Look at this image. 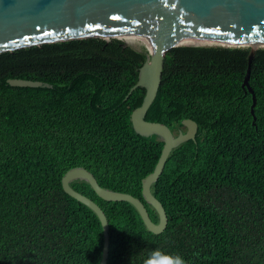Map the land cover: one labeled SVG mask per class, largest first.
I'll return each mask as SVG.
<instances>
[{"label": "trees", "instance_id": "16d2710c", "mask_svg": "<svg viewBox=\"0 0 264 264\" xmlns=\"http://www.w3.org/2000/svg\"><path fill=\"white\" fill-rule=\"evenodd\" d=\"M177 46L170 50L158 95L145 119L175 136L184 120L198 125L151 186L168 225L150 232L128 202L100 198L85 180L71 187L96 202L109 221L107 264H144L162 249L186 264H264V48ZM146 46L80 39L0 54V264H100L98 215L68 195L64 175L85 168L107 190L144 201L142 182L164 141L138 134L131 114L146 90L139 71ZM26 79L52 87H13ZM150 218L156 210L144 201Z\"/></svg>", "mask_w": 264, "mask_h": 264}, {"label": "water", "instance_id": "95a60500", "mask_svg": "<svg viewBox=\"0 0 264 264\" xmlns=\"http://www.w3.org/2000/svg\"><path fill=\"white\" fill-rule=\"evenodd\" d=\"M112 38L122 39L135 49L146 46L151 53L125 100L137 88H145L144 100L131 114V122L140 135L160 136L164 147L155 170L142 182L143 199L156 210L159 223L152 221L143 200L102 188L87 169L74 168L64 175V191L91 208L101 221L104 243L100 264H107L109 258L108 218L96 202L70 183L85 180L103 200L132 204L150 232L163 233L168 216L151 186L162 176L171 152L183 142L195 141L198 132L192 120H184L186 131L175 136L167 125L145 119L161 86L166 55L177 46L250 47L243 88L252 95L255 123L257 100L249 79L255 52L264 48V0H0V54L63 41ZM8 84L52 87L26 79H9Z\"/></svg>", "mask_w": 264, "mask_h": 264}, {"label": "clouds", "instance_id": "9594fccd", "mask_svg": "<svg viewBox=\"0 0 264 264\" xmlns=\"http://www.w3.org/2000/svg\"><path fill=\"white\" fill-rule=\"evenodd\" d=\"M144 264H186V262L178 254L167 253L157 248L149 253Z\"/></svg>", "mask_w": 264, "mask_h": 264}]
</instances>
